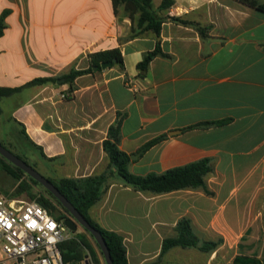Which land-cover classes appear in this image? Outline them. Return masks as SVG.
<instances>
[{
  "label": "crops",
  "instance_id": "1",
  "mask_svg": "<svg viewBox=\"0 0 264 264\" xmlns=\"http://www.w3.org/2000/svg\"><path fill=\"white\" fill-rule=\"evenodd\" d=\"M174 1L159 11L163 0H153V8L207 28L205 36L195 25L166 20L160 37L133 38L136 21L123 5L115 12L113 0H0V16L9 11L0 87L22 88L0 101V142L32 152L46 178L109 174L90 216L124 236L129 264H234L238 256L264 262V11L239 0ZM158 41L167 56L153 59L139 77L137 65ZM113 49L124 68L80 76L72 91L60 81L88 69L91 54ZM47 78L58 80L30 84ZM119 121L130 173L159 175L209 159L213 172L205 181L215 195L202 189L155 195L127 186L103 148ZM219 121L227 122L198 126ZM160 136L166 138L138 153ZM185 217L200 244L220 245L208 253L174 247L158 262L163 240L177 235ZM90 245L94 263L106 264L97 244Z\"/></svg>",
  "mask_w": 264,
  "mask_h": 264
},
{
  "label": "trees",
  "instance_id": "2",
  "mask_svg": "<svg viewBox=\"0 0 264 264\" xmlns=\"http://www.w3.org/2000/svg\"><path fill=\"white\" fill-rule=\"evenodd\" d=\"M243 3L250 5L258 10L264 11V3H259L258 0H239ZM174 0H163L158 10L168 9L174 4ZM115 12L120 5L124 6L126 14L136 21L135 28L133 29V35L131 37L136 38L146 32H152L157 37H160V31L162 24L166 20L175 22H181L187 25L197 26L199 32L205 36V30L198 24L187 22L176 17H162L153 8V0H113ZM9 11H4L0 16V39L3 37L6 29V18ZM158 56H167L161 50L160 42H157L154 51L149 52L148 55L141 61L137 68L139 70V77H145L150 63ZM90 67L86 70H72L69 74L61 77L63 84H69L70 90H74L75 80L87 74L94 73L96 71H102L101 65L103 63L111 62L110 67L119 65L124 68L123 58L118 49L107 50L102 52H96L90 55ZM117 60L116 63L113 61ZM58 79H38L31 82V85H44L47 83H56ZM22 88H1L0 87V101L14 93L21 91ZM227 121H219L214 123H205L198 125L199 127H207L212 124H223ZM120 121L112 125L109 129L108 137L103 143V148L107 153L110 160V167L113 168L114 174H116L127 186L132 189L151 193L155 195L167 194L181 190L202 189L208 196H214V192L211 191L205 181L208 174L213 172V166L209 159L199 160L197 162L190 163L185 166L176 167L162 174H149L147 176L134 175L129 172L128 165L130 163V156L126 152L122 151L119 147L120 143ZM193 126L190 128L198 127ZM166 136H160L155 138L145 145H143L138 153L143 155L154 146L161 143ZM3 146L9 149L4 143L0 142ZM42 153L41 148H37ZM19 158L28 163V159L23 155L18 154L9 149ZM24 154V152H21ZM0 156L1 169L10 175L16 182V187L13 192L4 191L8 197H17L26 194L31 200H36L39 204L49 209L52 213L56 211V206L52 199L59 205L63 212L56 215L57 219L69 218V212L49 193L43 188V191L48 196L37 195L33 192L34 186H41L37 181L26 175L22 170L14 167L12 164L6 162ZM29 164V163H28ZM35 168V167H33ZM109 174H102L99 176H92L83 179L74 178H61L58 180L48 178L60 192L72 203V205L85 217V219L96 228L105 239L107 247L109 249L113 264H129L127 258V248L125 246V238L122 234L110 231L102 227L90 216V209L101 199L103 193L108 187ZM177 235L171 238H165L163 240V246L161 254L158 258V262L163 256L174 247L181 248H197L202 252H211L218 248L220 242H204L200 244L199 238L195 235L192 222L190 218H182L176 226ZM63 255L65 261H78L82 260L85 256L86 249L90 250L93 255V249L90 243L83 236H76L75 238L67 241L62 245ZM156 264V262L149 263ZM234 264H264L262 260L254 257L238 256L234 259Z\"/></svg>",
  "mask_w": 264,
  "mask_h": 264
},
{
  "label": "built area",
  "instance_id": "3",
  "mask_svg": "<svg viewBox=\"0 0 264 264\" xmlns=\"http://www.w3.org/2000/svg\"><path fill=\"white\" fill-rule=\"evenodd\" d=\"M65 221L36 201L0 194V264H95L88 251L64 260L62 245L73 234Z\"/></svg>",
  "mask_w": 264,
  "mask_h": 264
},
{
  "label": "water",
  "instance_id": "4",
  "mask_svg": "<svg viewBox=\"0 0 264 264\" xmlns=\"http://www.w3.org/2000/svg\"><path fill=\"white\" fill-rule=\"evenodd\" d=\"M114 63L117 60L113 61ZM111 62L103 63L102 70L109 68ZM60 81H64L63 79ZM180 131L171 132V134L179 133ZM0 156L14 167L22 170L26 175L37 181L43 188H45L53 197L69 212V218L66 219L65 224L68 229L75 233L79 227L85 229L94 239L99 247L106 264H113L109 249L102 234L94 228L85 217L72 205V203L60 192V190L45 176L40 174L30 164L19 158L5 146L0 143Z\"/></svg>",
  "mask_w": 264,
  "mask_h": 264
},
{
  "label": "rangeland",
  "instance_id": "5",
  "mask_svg": "<svg viewBox=\"0 0 264 264\" xmlns=\"http://www.w3.org/2000/svg\"><path fill=\"white\" fill-rule=\"evenodd\" d=\"M1 141V139H0ZM4 144L11 149L12 151L23 155L25 158H28L29 162L28 163L32 166L35 167V165L33 164V157H32V152H29L28 154L24 152V154H22L20 151H18L17 146L13 145L11 142L5 141ZM28 151V150H26ZM27 154V155H26ZM3 163L6 161L1 160ZM9 163V162H8ZM41 171V170H40ZM44 173V172H42ZM17 182L10 176L8 175L6 172H4L1 167H0V194H5L4 191L7 192H13L14 188L16 187ZM45 189V188H44ZM33 192L37 195H44V196H48V194L46 192L43 191V187L41 186H34L33 188ZM19 199H23L26 201H36V200H31L26 194H23L21 196H17ZM49 197V196H48ZM53 203L56 206V211H53L54 215H58L60 212H63V209L57 205V203L52 199ZM76 235L73 236H83L88 242L95 244L96 242L94 241L93 237L82 227H79L78 231L75 232ZM1 253H0V258H1Z\"/></svg>",
  "mask_w": 264,
  "mask_h": 264
}]
</instances>
